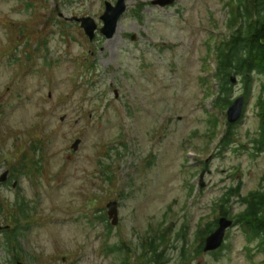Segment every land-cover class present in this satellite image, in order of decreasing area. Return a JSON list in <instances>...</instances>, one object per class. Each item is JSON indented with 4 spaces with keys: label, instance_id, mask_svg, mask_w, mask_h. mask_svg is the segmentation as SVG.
<instances>
[{
    "label": "rangeland",
    "instance_id": "rangeland-1",
    "mask_svg": "<svg viewBox=\"0 0 264 264\" xmlns=\"http://www.w3.org/2000/svg\"><path fill=\"white\" fill-rule=\"evenodd\" d=\"M105 1L117 0H0V178L24 158L31 172L0 183L1 225L15 228L7 216L18 203L29 218L11 248L0 230V264H145L161 234L165 264H264L238 225L216 256L197 249L226 192L264 183V78L253 74L247 94L233 76V99L248 98L227 144V110L213 107L214 48L236 29L238 0H126L115 35L90 41L70 19L102 27ZM228 207L243 208L237 197Z\"/></svg>",
    "mask_w": 264,
    "mask_h": 264
},
{
    "label": "trees",
    "instance_id": "trees-1",
    "mask_svg": "<svg viewBox=\"0 0 264 264\" xmlns=\"http://www.w3.org/2000/svg\"><path fill=\"white\" fill-rule=\"evenodd\" d=\"M24 1L27 6H30V0ZM231 14L228 26L231 28L236 26V29L229 38H225L218 43L214 54L216 63L215 78L219 80L220 86L214 93L213 107L218 112L227 110L234 102L232 76L243 77L247 94L250 92L253 74H258L264 78V0H238L235 8H231ZM247 94L246 98H248ZM258 106L261 125L259 138L255 140V145L259 147V150L264 147V80L262 81V92L259 96ZM211 123L214 127L212 130L214 138L217 135L219 125L217 116H213ZM224 126L226 127V134L222 142L227 144L234 140L236 125H232L227 121ZM28 166L27 159L24 158L11 171L12 173L19 172L20 175H29L31 172L28 171ZM240 187L238 185L231 188L220 198L221 217L234 220L235 226L241 227L249 243L257 241L256 251L264 255V183L260 184L258 190L252 191L246 196L240 194ZM234 197L240 199L243 208L232 215L228 205ZM23 205L22 203L16 204L14 211L7 216L8 224H12L15 228L10 227L8 230H2L7 235V246L10 248L18 241L21 233L18 221L22 218L29 219L27 218V208ZM220 218L208 223L202 229V243L197 248L199 254L203 251L205 239L219 227ZM100 219L107 220V216H101ZM178 237H183V234H179ZM164 241L165 236L163 234L155 236L149 241V251L155 255H152L145 264H165L161 256H156L159 249L157 247ZM18 256H15V258ZM183 258L188 259L189 257L184 254ZM119 264H127V259L124 258Z\"/></svg>",
    "mask_w": 264,
    "mask_h": 264
},
{
    "label": "water",
    "instance_id": "water-1",
    "mask_svg": "<svg viewBox=\"0 0 264 264\" xmlns=\"http://www.w3.org/2000/svg\"><path fill=\"white\" fill-rule=\"evenodd\" d=\"M176 0H155L153 2L154 5H159L161 7H166L171 5ZM127 4L126 0H118L116 5H112L110 2H106V11L101 16V20L104 23V26L100 29L102 35L106 38H112L117 29L119 20L122 15L126 12ZM72 20L81 23V27L84 29L86 35L92 41L95 37V31L97 29V24L92 18H72ZM232 81L235 82V78L232 77ZM244 105H245V97L241 96L235 100V102L228 109V121L231 124L237 123L243 116L244 113ZM80 141L77 140L73 145V149L76 150L78 148ZM8 172H6L1 178L0 182L6 180ZM204 174L202 175V177ZM16 185V184H14ZM202 186L204 183L202 182ZM109 208V217L112 219L114 225L118 222V203L116 201L111 202L108 205ZM233 225V221L228 218H221L219 221V227L215 230L207 239L204 251L211 252L218 250L224 242L225 234L228 228ZM2 228L0 224V229ZM17 264H23L22 262H18Z\"/></svg>",
    "mask_w": 264,
    "mask_h": 264
},
{
    "label": "flooded vegetation",
    "instance_id": "flooded-vegetation-1",
    "mask_svg": "<svg viewBox=\"0 0 264 264\" xmlns=\"http://www.w3.org/2000/svg\"><path fill=\"white\" fill-rule=\"evenodd\" d=\"M8 172H9V175H8V179H7V181L5 182V184H6V183H10V182H12V180H15V179H16V181H17V177L22 176V175H20L18 172L12 173L11 170H8ZM18 174H19L20 176H19Z\"/></svg>",
    "mask_w": 264,
    "mask_h": 264
}]
</instances>
